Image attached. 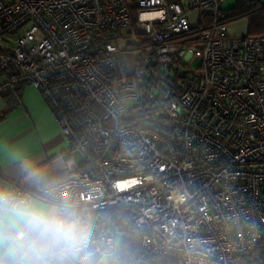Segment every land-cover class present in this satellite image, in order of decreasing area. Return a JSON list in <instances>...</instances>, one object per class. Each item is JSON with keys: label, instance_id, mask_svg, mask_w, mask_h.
<instances>
[{"label": "built area", "instance_id": "obj_1", "mask_svg": "<svg viewBox=\"0 0 264 264\" xmlns=\"http://www.w3.org/2000/svg\"><path fill=\"white\" fill-rule=\"evenodd\" d=\"M223 1L0 0V94L14 106L23 86L37 89L73 164L37 192L14 190L67 191L90 209L91 253L114 244L119 210L138 233L137 264L264 256V36L229 35ZM18 233L25 250L35 236Z\"/></svg>", "mask_w": 264, "mask_h": 264}, {"label": "crops", "instance_id": "obj_2", "mask_svg": "<svg viewBox=\"0 0 264 264\" xmlns=\"http://www.w3.org/2000/svg\"><path fill=\"white\" fill-rule=\"evenodd\" d=\"M227 1H223L221 7ZM248 1L264 3V0ZM236 2H232L227 9L233 8ZM243 19L247 26V20ZM244 32L240 27H228L229 35H245ZM20 98L19 103L9 106L0 94V184L37 192L43 185L64 178L73 164L65 157L68 142L39 91L25 85L20 91ZM40 200L33 198L34 203ZM20 231L31 233L35 236L34 241L38 240L34 229L19 218H10L7 225L0 227V260L6 264L20 256L25 248L21 239H13ZM13 244L19 247L9 255ZM42 246L40 241L38 247ZM33 264L40 262L33 258Z\"/></svg>", "mask_w": 264, "mask_h": 264}, {"label": "clouds", "instance_id": "obj_3", "mask_svg": "<svg viewBox=\"0 0 264 264\" xmlns=\"http://www.w3.org/2000/svg\"><path fill=\"white\" fill-rule=\"evenodd\" d=\"M116 187L123 188L125 184L118 182ZM12 217L21 219L38 236V240L23 251L21 264H33V258L40 264H63L77 257L79 264H90L92 253L88 249L95 243L93 233L97 220L87 207H77L67 191H61L55 200L34 203L32 197L20 195L9 185L0 184V227L7 225ZM21 236L22 233H17L13 239L19 240ZM40 241L43 242L42 247H38ZM18 247V244H13L8 254L16 252ZM0 264L6 262L0 260Z\"/></svg>", "mask_w": 264, "mask_h": 264}, {"label": "trees", "instance_id": "obj_4", "mask_svg": "<svg viewBox=\"0 0 264 264\" xmlns=\"http://www.w3.org/2000/svg\"><path fill=\"white\" fill-rule=\"evenodd\" d=\"M230 20L245 18L247 20V35L264 36V3H254L248 0H237L235 6L225 15ZM105 213H100L97 218L104 217ZM110 225L118 227L119 231L126 235L121 245L113 255L111 264H137L136 251L138 246V233L129 221L127 212L115 211L111 214ZM63 264H74V261L63 262ZM255 264H264V256L256 258Z\"/></svg>", "mask_w": 264, "mask_h": 264}, {"label": "rangeland", "instance_id": "obj_5", "mask_svg": "<svg viewBox=\"0 0 264 264\" xmlns=\"http://www.w3.org/2000/svg\"><path fill=\"white\" fill-rule=\"evenodd\" d=\"M232 2H235V0H228L227 2H225L223 4V7H221V5H222V3H221L220 7H221V10H222V13L224 14V16L227 15V13H229L230 9H227V7L229 5H232ZM203 10L204 9H194V10H191L188 12V17H189L190 23L192 25H197V23L199 21L200 13ZM227 25L230 28H232V26L240 27L243 32L245 31L244 33H246L247 28H248V26H246L243 18H236V19L230 20L227 23ZM229 34H231V33H229ZM240 35H242V34L232 35V36H240ZM120 58H121V62H122L124 71L128 75H132L134 72V69H135L133 52L132 51L125 52L121 55ZM77 159L81 160L79 155H77ZM125 238H126V235L124 233H122L120 231L118 233H116L114 244L111 247L106 249V252H104L102 254L100 259L95 264H111V261L113 259V255H114L113 249H118ZM68 261H71V259L64 261V262H68Z\"/></svg>", "mask_w": 264, "mask_h": 264}, {"label": "water", "instance_id": "obj_6", "mask_svg": "<svg viewBox=\"0 0 264 264\" xmlns=\"http://www.w3.org/2000/svg\"><path fill=\"white\" fill-rule=\"evenodd\" d=\"M113 245V243L111 244H106V245H102L99 250L95 251L92 253V255L89 257V262L90 264H95L97 263V261L100 259V257L102 256V251H104L106 248H109ZM74 264H79V260L75 261Z\"/></svg>", "mask_w": 264, "mask_h": 264}]
</instances>
